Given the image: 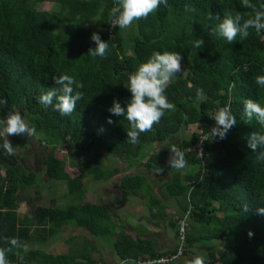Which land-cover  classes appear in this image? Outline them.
I'll return each instance as SVG.
<instances>
[{
  "label": "trees",
  "instance_id": "obj_1",
  "mask_svg": "<svg viewBox=\"0 0 264 264\" xmlns=\"http://www.w3.org/2000/svg\"><path fill=\"white\" fill-rule=\"evenodd\" d=\"M44 1L52 3L51 10L36 8ZM250 2L264 4V0ZM113 6L114 0H0V100H7L0 104V119L18 111L35 129L38 142L45 146L41 165L46 180L65 185L71 200L63 207L36 205L29 216L18 214L16 200L27 187L37 185L36 173L22 166L15 150L8 155L0 138V247L11 248L6 258L10 264H106L93 255L96 246L86 237L73 240L67 251L26 246L42 245L70 226L109 238L120 264L160 257L167 260L151 264H184L197 247L204 249L206 264H264V214L257 212L264 207V160H258L247 144L251 133L264 129L243 113L245 99L264 105V87L254 83L256 75L264 74V29L258 34L250 28L246 39L238 36L231 44L212 34L220 22L216 16L222 19L225 11L248 18L252 10L244 8L241 0H168L167 6L161 4L126 29L112 24ZM93 32L109 44L105 57L88 53L96 46ZM198 38L204 41L199 48L194 46ZM165 50L182 56L181 72L165 90L175 109L141 133L139 143L131 144L129 122L108 109L114 99L124 106L131 98L124 86L128 74L154 51ZM61 74L84 84L78 89L83 98L71 115H61L37 99L55 87L52 77ZM199 89L203 99L197 98ZM225 105H230L236 124L225 139L202 141L215 125L210 114ZM189 128L188 136L168 141ZM9 137L13 143L18 139V135ZM198 140L200 152L193 146ZM160 143L151 151L143 149ZM169 144L180 147L188 163L184 172L173 170L160 185L165 196L180 202L182 212L169 221L174 246L157 252L150 239L115 222L104 206L83 201V179L109 178L115 161L124 168L140 163L150 171L168 170ZM57 147L63 149L60 155ZM65 166L76 167L77 174H68ZM119 188L146 196L149 211H158L162 204L147 193L142 174H123ZM184 214L179 246L177 224ZM13 237L18 238L16 247L8 242Z\"/></svg>",
  "mask_w": 264,
  "mask_h": 264
},
{
  "label": "clouds",
  "instance_id": "obj_2",
  "mask_svg": "<svg viewBox=\"0 0 264 264\" xmlns=\"http://www.w3.org/2000/svg\"><path fill=\"white\" fill-rule=\"evenodd\" d=\"M168 0H114V6L110 9L112 24L119 26L120 29L130 27L134 21L145 19L150 13H153L161 4L167 6ZM242 6L251 9L252 12L248 18L231 11H225L223 18L219 15L216 19L220 22L216 24L212 34L219 35L229 44L236 41L239 36L246 39L249 36V29L254 28L259 34L264 29V4L257 6L250 0H241ZM186 10L187 9L186 6ZM211 19V17H210ZM92 41L95 42V48L89 49V54L97 57H105L109 44L103 41L100 35L93 32ZM204 41L197 39L194 42L195 47H202ZM182 56L174 51H154L152 55L137 68L128 74L125 87L131 93V98L122 106L121 102L114 99L108 111L118 117H125L130 124L127 131V140L131 144L139 143L141 133L150 131L154 124L159 123L166 111L175 109V104L170 102L165 90L172 78L181 72ZM55 87L47 92L41 93L37 98L38 102L45 107L52 106L54 110L61 115H71L76 109L77 102L83 98L84 84L77 81L68 74L55 75L52 77ZM254 83L264 87V74L256 75ZM197 98L203 99V90H197ZM55 101V102H54ZM0 104H7V100H0ZM243 113L247 120L255 119L264 129V105L254 101L251 98L243 101ZM210 118L215 120V125L205 135L202 141L209 139L221 140L226 138L227 133L236 124V118L232 114L230 105L218 107L210 114ZM112 123L111 119L108 121ZM27 134L31 137L35 134V129L30 127L18 111H10L6 120L0 119V138H3L2 148L8 155L14 154V148L10 140L6 137L11 135ZM248 147L257 153L258 160H264V131L253 132L247 137ZM259 147L260 151L257 152ZM170 152L169 166L176 170H182L187 166L185 152L176 144H169ZM164 169L156 168V172L162 173ZM247 211V207H245ZM258 214H264V207L257 209ZM251 236L252 233L249 232ZM12 247L18 244V238H8ZM6 251L0 247V264H10L6 258ZM184 264H206V259L201 254H193L190 259H186Z\"/></svg>",
  "mask_w": 264,
  "mask_h": 264
},
{
  "label": "crops",
  "instance_id": "obj_3",
  "mask_svg": "<svg viewBox=\"0 0 264 264\" xmlns=\"http://www.w3.org/2000/svg\"><path fill=\"white\" fill-rule=\"evenodd\" d=\"M7 139L14 144L9 136H7ZM139 164L125 168L122 172L117 167V171L115 172L111 169L112 176L107 179L86 180L82 200L104 206L115 222H119L125 229L138 235L140 238L150 239L155 251H164L172 248L175 244L174 228H171L169 221L182 212V210L180 202H176L173 198H168L161 192L160 185L176 169L170 168L160 173L147 170L142 166H138ZM123 174H142L146 176V182L149 186L147 193L154 194L157 198L161 199L162 204L160 205H162V209L160 210V205H158V211L154 209L149 211L145 204L146 196L142 198L134 193H122L119 188V179ZM16 203L18 214H25L27 216L31 214L33 207L36 206L34 205L29 212L20 211L17 200ZM43 206L51 205L47 204ZM117 229L116 227L115 231ZM73 235L75 238H73ZM83 237H86L92 245L96 246V252L93 255L99 257L101 261L106 264H112L119 260L110 246L109 238H102L101 236L93 237L88 235L83 229L70 226H65L61 232L54 234L48 239L44 243V248L52 253L62 250L67 251L69 245L72 246L73 240L79 242ZM110 237H113V235ZM69 239L70 242L66 244L65 242L69 241Z\"/></svg>",
  "mask_w": 264,
  "mask_h": 264
},
{
  "label": "rangeland",
  "instance_id": "obj_4",
  "mask_svg": "<svg viewBox=\"0 0 264 264\" xmlns=\"http://www.w3.org/2000/svg\"><path fill=\"white\" fill-rule=\"evenodd\" d=\"M36 8L49 11L52 8V3L49 1L40 2L36 4ZM189 132H190V128L181 129L178 134L174 135L171 138V140L169 139L168 141L176 142L179 137L188 136ZM14 140L16 142L12 145L16 152L17 158L19 159L23 167L32 168L31 170H33L36 173V181H37L36 183L39 187L38 188L36 185L27 187L22 193L19 194L17 198L19 210L29 212L31 211L32 207L37 204H40V205L49 204L51 206L63 207L67 205L69 202H71L70 197H68V194H66L65 185L57 184L51 180H46V176L43 173V166L41 165V159L45 152V146L38 142L37 135L34 134L33 136L28 137L27 134H22V135H18V139H14ZM161 145H162L161 143L155 144L152 146L151 144H147L144 146L143 149L145 151V149L150 147L149 149L151 151L153 148L155 147L157 148ZM56 149L59 155L63 152V149L61 147H57ZM124 166L125 165L123 163H117L115 161V162H112L111 169L115 172L117 171L116 169L117 167V168H120L119 171L122 172V170L125 169ZM138 166L141 167L140 164ZM194 169L196 170V168ZM65 170L70 175L77 174L76 167L65 166ZM180 172H183V171L180 170ZM83 180L88 181V176L84 178ZM122 193L124 192L122 191ZM144 209L146 208L144 207ZM31 245H33L36 248H40L45 251H48L47 249L44 248L45 246L44 244L42 245H37L34 243L26 244L27 247H30ZM195 251L196 253L201 254L204 251V249L202 250L201 247L200 248L197 247Z\"/></svg>",
  "mask_w": 264,
  "mask_h": 264
},
{
  "label": "built area",
  "instance_id": "obj_5",
  "mask_svg": "<svg viewBox=\"0 0 264 264\" xmlns=\"http://www.w3.org/2000/svg\"><path fill=\"white\" fill-rule=\"evenodd\" d=\"M193 146L197 149L198 152H200V150L202 149V141L198 140ZM185 216H186V214H184L182 216V218L178 220V224H177V239L179 241V244H178L179 246L181 245V242L184 238V225H185L184 219H185ZM178 251H179V247H178L177 253H178ZM172 256H174V255H172ZM164 260H167V258L160 257L156 261L154 259H147L146 258L143 260H137L136 263L137 264H151L153 262H160V261H164ZM116 264H120L119 261H118V263L116 262Z\"/></svg>",
  "mask_w": 264,
  "mask_h": 264
}]
</instances>
